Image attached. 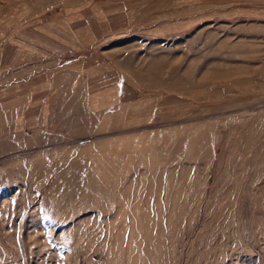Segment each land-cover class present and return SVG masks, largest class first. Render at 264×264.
Segmentation results:
<instances>
[{
	"label": "rangeland",
	"instance_id": "1",
	"mask_svg": "<svg viewBox=\"0 0 264 264\" xmlns=\"http://www.w3.org/2000/svg\"><path fill=\"white\" fill-rule=\"evenodd\" d=\"M0 264H264V0H0Z\"/></svg>",
	"mask_w": 264,
	"mask_h": 264
}]
</instances>
